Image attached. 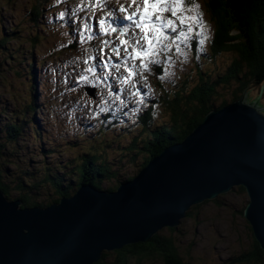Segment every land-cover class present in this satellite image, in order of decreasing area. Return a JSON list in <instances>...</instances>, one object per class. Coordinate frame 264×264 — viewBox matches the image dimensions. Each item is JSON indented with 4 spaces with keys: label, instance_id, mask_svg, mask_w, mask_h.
<instances>
[{
    "label": "rangeland",
    "instance_id": "rangeland-1",
    "mask_svg": "<svg viewBox=\"0 0 264 264\" xmlns=\"http://www.w3.org/2000/svg\"><path fill=\"white\" fill-rule=\"evenodd\" d=\"M42 1L0 0V135L8 123L29 120L22 135L13 141L8 158L12 163L5 167L12 173L10 180L19 172H30L32 200L46 201L40 206L46 207L74 195L83 185L113 192L120 183L132 180L128 178L140 171L145 159L140 154L133 161L138 151L130 147L135 142L141 146L144 138H151V128L168 121L166 93L172 96L175 91H184L189 96L202 80L216 82L223 78L237 52L213 54L216 25L207 12V0H194L192 5L187 2L190 10L198 7L185 15L200 13V22L193 24V33H187V39H177L179 34L170 36L162 46H153L154 55L141 56L136 53L146 48L144 40L120 48L107 45L104 38L113 16L137 11L142 0H47L35 22L31 11ZM122 5L126 11H121ZM181 31L186 32V25ZM139 35L136 31L132 39H139ZM150 60L161 64L157 67L148 63ZM250 61L244 63L248 66ZM250 81L240 98L246 94L249 102L261 95L264 108V83L259 85L256 75ZM88 85L96 88L95 97L86 92ZM237 90L235 81L220 82L216 88L218 100L230 102ZM31 103L32 115L23 113ZM150 107L153 111L146 117L151 123L148 130L141 116ZM108 110L110 114L106 115ZM88 155L107 160V167L116 175L97 178L93 161L82 173L78 171ZM47 174H56L60 186L45 181ZM95 177L102 181L100 187L91 183L77 186L78 180ZM29 180L26 178L25 184H30ZM74 183L69 195L60 196ZM19 192H12L13 197ZM53 198L59 200L53 202ZM217 199L198 204L191 211L198 214L196 217L186 216L178 226L159 231L176 243L180 264H232L231 259L251 249L253 232L240 212L249 201L246 190L245 194L232 191ZM107 252L103 264H112L114 250ZM138 262L128 257L125 264ZM167 263L157 256L141 264ZM173 263L172 259L168 264Z\"/></svg>",
    "mask_w": 264,
    "mask_h": 264
},
{
    "label": "water",
    "instance_id": "water-1",
    "mask_svg": "<svg viewBox=\"0 0 264 264\" xmlns=\"http://www.w3.org/2000/svg\"><path fill=\"white\" fill-rule=\"evenodd\" d=\"M246 94L209 112L117 191L83 185L50 206L0 190V264H94L104 251L175 227L195 205L245 188L243 215L264 250V108Z\"/></svg>",
    "mask_w": 264,
    "mask_h": 264
},
{
    "label": "trees",
    "instance_id": "trees-1",
    "mask_svg": "<svg viewBox=\"0 0 264 264\" xmlns=\"http://www.w3.org/2000/svg\"><path fill=\"white\" fill-rule=\"evenodd\" d=\"M35 7L36 9L35 11H31V15L33 16V20L37 22V15L40 14V8L38 4ZM206 9L216 25V35L212 43L213 54L235 51L237 52V57L231 62V65L225 72L226 74L223 72V78H220L216 82L202 80L192 94V90L189 92V96L184 95V91H175L172 96L166 93L167 98H164V100L167 110H169L170 118L166 123H160L155 128H151V123H148V120L144 119L143 122L147 126L145 128L148 130L151 128L149 130L150 134H152L151 138H144L141 146L135 142L130 147L133 152L138 151L133 156V161L140 154L145 159L142 162V167L146 166L154 157L159 155L165 147L184 141L186 136L203 121L209 112L221 109L239 99L240 95L243 94L251 82V76H257L258 80H260L257 82L259 85L260 83H264V0H207ZM6 42V39H4V43ZM0 46L2 47L3 44ZM253 47L256 48L255 53H252ZM248 60H252V63L247 66L244 61L248 63ZM28 63L31 65L29 61ZM253 67H255V70ZM254 73L256 74L254 75ZM232 81L237 82V93L234 94L230 102L229 100L220 102L216 91L217 86L220 82L230 84ZM26 112H30L29 114L32 115V103L27 104L24 108L23 113L26 114ZM28 121L26 118H23L21 123H8L6 128H4L3 136L0 135V190L12 200L21 199L24 206H43L46 205L44 204L46 201L32 200V174L28 171H24L23 173L19 172L17 176H13L15 177L13 180H10L12 173H9L5 167V165L12 163V160L8 159L10 157V151L12 150L10 148L13 141L16 140V136L18 134L22 135L23 129L28 124ZM6 130L9 134V140L5 132ZM1 136L4 141L1 139ZM92 161L93 165L95 164L96 166L95 169H98V173L96 174V176L98 175L97 178H100L102 174L108 176L116 175L115 172H112L107 167V160L101 159L97 155L85 156V162L78 166V171L82 173V171L86 170L87 165L92 164ZM135 176L128 179H133ZM26 178H30V184H25L24 180ZM15 180L16 184L14 186ZM44 180L55 187L61 184L56 174H47ZM78 182V187L82 183H91L94 186L100 187V182L102 181L98 182L95 177L90 180H78ZM74 185L75 183L70 185L72 187L65 189L62 194L56 192L57 195H69ZM21 188L27 192L21 194L19 192L22 190ZM235 190L240 194H245V188L242 186L237 187ZM14 191L16 193L19 192L20 195L13 197L12 192ZM58 200L53 198L52 201ZM198 206H193L188 211L187 216L196 217L198 214H193L191 211H194ZM245 207L246 205L241 209V214H243ZM170 229L175 230V228ZM114 253L115 262L112 261V264H125L128 257L137 258L139 261L138 264L157 256L164 258L168 263L173 259L175 260L173 264H180L179 260H181L176 243L172 239L163 237L159 232L145 242L126 245L121 249L114 250ZM108 254L109 252L106 253L104 251L101 259L94 264H103V260L106 259L107 261ZM263 261L264 250L253 238L251 249L243 253L240 257L231 259L230 263L263 264Z\"/></svg>",
    "mask_w": 264,
    "mask_h": 264
},
{
    "label": "snow or ice",
    "instance_id": "snow-or-ice-1",
    "mask_svg": "<svg viewBox=\"0 0 264 264\" xmlns=\"http://www.w3.org/2000/svg\"><path fill=\"white\" fill-rule=\"evenodd\" d=\"M135 3V0H132ZM185 0H142V5L137 8V11L132 12L127 17L129 21H133L137 28L142 31V38L146 42V48H142L140 52H137V56H141L142 53L155 54V44H163L165 39V33L163 29H170L171 32H177V27L184 28L186 25V32L180 31L179 38L187 39V33H193V24L200 22V13L196 15H184L186 11H195L198 5H194L190 10L183 7ZM121 11L126 9L121 6ZM170 13V17H164V13ZM136 18V19H134ZM103 23V21H101ZM113 32L116 29H112ZM203 41H201L202 43ZM139 44V41L136 42ZM177 47V51H179ZM151 63L157 67L161 62L158 60H150Z\"/></svg>",
    "mask_w": 264,
    "mask_h": 264
},
{
    "label": "clouds",
    "instance_id": "clouds-1",
    "mask_svg": "<svg viewBox=\"0 0 264 264\" xmlns=\"http://www.w3.org/2000/svg\"><path fill=\"white\" fill-rule=\"evenodd\" d=\"M139 173V172H138ZM236 191V190H235ZM214 200H218V199H214ZM219 202V201H218ZM247 205V204H246ZM251 230H252V228H251ZM254 237V236H253ZM255 239V238H254Z\"/></svg>",
    "mask_w": 264,
    "mask_h": 264
},
{
    "label": "bare ground",
    "instance_id": "bare-ground-1",
    "mask_svg": "<svg viewBox=\"0 0 264 264\" xmlns=\"http://www.w3.org/2000/svg\"><path fill=\"white\" fill-rule=\"evenodd\" d=\"M222 246V245H221Z\"/></svg>",
    "mask_w": 264,
    "mask_h": 264
}]
</instances>
